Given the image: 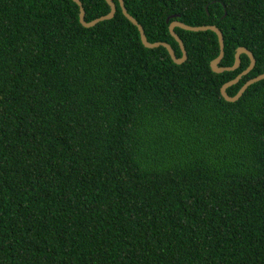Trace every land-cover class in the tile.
I'll return each instance as SVG.
<instances>
[{"label":"trees","instance_id":"obj_1","mask_svg":"<svg viewBox=\"0 0 264 264\" xmlns=\"http://www.w3.org/2000/svg\"><path fill=\"white\" fill-rule=\"evenodd\" d=\"M113 1L0 0V264H264V80ZM124 1L264 75V0Z\"/></svg>","mask_w":264,"mask_h":264},{"label":"water","instance_id":"obj_2","mask_svg":"<svg viewBox=\"0 0 264 264\" xmlns=\"http://www.w3.org/2000/svg\"><path fill=\"white\" fill-rule=\"evenodd\" d=\"M73 1L75 3H77V5L80 8V23L86 28L93 27L96 24H98L99 22H102L105 20H110V19L114 18L115 14L117 12L116 3L113 0H106L108 5L111 7V11L105 16H102V17H99L93 21L87 22L86 18H85L86 17V11L84 9L83 3L81 2V0H73ZM118 1L120 3V7H121L122 12L125 15V17L130 22H132L135 26H137V28L140 32V38H141V42H142L143 46L148 50H155L158 48L166 49L169 53L171 60L174 62V64H176L178 66H181L184 63H186V61L188 59V55H187V51H186V48H185L183 41L175 33L176 29H181V30L191 32V33L213 32L217 36L219 46H220V55L216 60H214L211 63V70L215 74L221 75V74H224L227 72H235L241 66V57L244 55L247 56L251 61L250 67L243 74L238 76L234 81H231V82L225 84L221 89V95L224 97V99L226 101H228V102L238 101L251 86H253V85L264 80V75L259 76L255 79L249 81L248 83H246L237 95H235V96L228 95V93H227L228 89L236 86L241 81V79L243 77L247 76L256 66V59H255L254 55L249 50H247L245 48H239L236 52V55H235L234 66L232 68H223V67H221L222 60L225 57V40H224L223 33L215 26L191 27V26H187V25L176 20L170 25L169 31H170L171 36L178 43V45L181 49V52H182V58H177L175 51L173 50V48L170 45H168L166 43L151 44L146 37L145 30H144L143 26L141 24H139V22L128 12L126 5H125V1L124 0H118ZM206 11L208 12V7L206 8ZM177 17H174V18L177 19Z\"/></svg>","mask_w":264,"mask_h":264}]
</instances>
